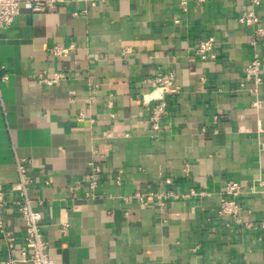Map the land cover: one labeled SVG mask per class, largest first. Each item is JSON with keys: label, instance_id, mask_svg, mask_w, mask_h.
Returning <instances> with one entry per match:
<instances>
[{"label": "crops", "instance_id": "1", "mask_svg": "<svg viewBox=\"0 0 264 264\" xmlns=\"http://www.w3.org/2000/svg\"><path fill=\"white\" fill-rule=\"evenodd\" d=\"M258 1H191L182 10L177 0H67L51 14L22 7L0 30V184L14 240L10 250L0 234V264H31L11 191L17 160L54 264H264ZM251 11L259 24L241 25ZM211 39L215 58L204 61L198 50ZM55 47L71 49L56 57ZM255 55L259 82L245 77ZM159 76H172L178 92L163 98L155 129ZM93 164L101 172L88 196ZM229 181L245 190L240 225L217 216ZM152 193L163 206L133 199Z\"/></svg>", "mask_w": 264, "mask_h": 264}, {"label": "built area", "instance_id": "2", "mask_svg": "<svg viewBox=\"0 0 264 264\" xmlns=\"http://www.w3.org/2000/svg\"><path fill=\"white\" fill-rule=\"evenodd\" d=\"M67 0H0V30H5L10 28L15 19L20 15L21 9L27 6L35 14L42 13H54L60 4L65 3ZM180 8L186 10L188 4L191 1L197 3H204L209 0H177ZM255 5H259L258 0H253ZM75 17L78 14H74ZM241 25L248 27H256L259 24V19L257 15L251 11L247 15L239 19ZM256 36L264 37V29H256ZM214 47L213 39L203 42L200 44L198 54L200 58L204 61L214 59L215 56L212 54ZM70 48H59L55 47L53 49V55L56 57H67ZM261 60L258 55H255L253 60L250 62L246 69V80L260 81L261 74ZM47 84H52L55 82L45 80ZM156 83L161 92L160 98H157L161 102L158 103L153 109L152 122L155 129L159 128L158 121L159 118L164 114L166 103L164 97L166 95H174L178 92L174 85L172 76H159L156 79ZM18 180L12 186L11 191L13 193V203L16 207L17 212L24 218L26 227V246L22 251V258L24 261L31 264H54L49 253L48 243L46 242L43 232L41 230L40 222L42 219L41 213L33 208V200L29 195V187L31 185V180L29 179L25 166L20 160L16 161ZM101 170L99 166L91 165L89 178V192L88 196L93 195V191L98 184V176ZM264 186V183L261 184ZM250 192H255V187L250 188ZM194 194V193H191ZM245 194V190L240 183L229 181L227 182L224 190V197L221 200L219 209L217 211V216L219 218H230L234 224H243L242 214L244 208L239 202L240 197ZM169 195L173 196L172 193ZM176 197V196H174ZM188 198L189 196H183ZM168 198V196H166ZM133 199L144 201L145 199L157 200V204L163 206L162 196L157 194H135ZM147 201V200H146ZM7 205L6 200V190L0 184V234L5 240L7 247L11 250L13 247V238L11 234L6 229L3 213ZM247 229H252L254 226L251 223H245L244 225ZM264 228V224L261 225ZM68 225H64L62 233H66ZM15 260L9 259L1 264H14Z\"/></svg>", "mask_w": 264, "mask_h": 264}]
</instances>
